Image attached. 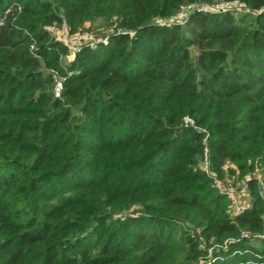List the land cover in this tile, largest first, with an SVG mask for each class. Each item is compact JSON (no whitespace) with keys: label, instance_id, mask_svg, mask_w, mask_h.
Listing matches in <instances>:
<instances>
[{"label":"trees","instance_id":"obj_1","mask_svg":"<svg viewBox=\"0 0 264 264\" xmlns=\"http://www.w3.org/2000/svg\"><path fill=\"white\" fill-rule=\"evenodd\" d=\"M219 1L0 0V264H264V0Z\"/></svg>","mask_w":264,"mask_h":264},{"label":"built area","instance_id":"obj_2","mask_svg":"<svg viewBox=\"0 0 264 264\" xmlns=\"http://www.w3.org/2000/svg\"><path fill=\"white\" fill-rule=\"evenodd\" d=\"M197 11L200 12H215V13H233V14H242L245 12V10L243 9V6L241 4H239L237 1H233V2H228V1H222V2H216L213 3L211 5H203V6H199L197 7ZM169 26V24H168ZM67 31H66V29ZM54 29L56 28H50V31L52 32V35L55 37V39L62 43L66 48L67 51L69 53H71L70 51H72V54L74 53H78L81 48L83 46H89V47H93L95 46L97 43L102 42V43H106V39L102 38H97V36H89L91 34H88V38L84 41L81 40L82 37H84V35L79 34V33H71L69 32L68 28L64 25L61 27V31L63 30L66 32V34L68 35L67 38H69L68 40V44H66L64 41H62L58 34L54 31ZM59 32V31H58ZM93 35V34H92ZM87 36V35H85ZM61 91H62V84H61V80H57L53 93L54 96L56 98H59L61 95ZM186 124H193L192 121L190 120H185ZM200 169L206 173L208 176H211L213 179V185L215 186V188L222 194L226 195L232 202L235 199H233L234 194L236 193V191L240 192H244L246 187H244L245 189H241V190H236L233 187H227L226 189H221L220 183L222 184L221 181L218 179L212 172H211V160H210V155H209V149L207 146L204 147L203 149V154H202V158H201V163H200ZM224 182V181H223ZM248 191V188H247ZM246 208H241L239 210H235L234 215L240 214L242 213ZM253 238H257V239H264V232L262 234H256L252 236ZM245 238H250V234L248 232H242L241 233V239H245ZM223 250H226V247L221 248ZM212 250L209 251V256L207 257V260L212 258Z\"/></svg>","mask_w":264,"mask_h":264},{"label":"rangeland","instance_id":"obj_3","mask_svg":"<svg viewBox=\"0 0 264 264\" xmlns=\"http://www.w3.org/2000/svg\"><path fill=\"white\" fill-rule=\"evenodd\" d=\"M216 2H222V1L213 0V3H216ZM90 26H91V24H85V28H86L85 31H90V32H88V33L87 32L79 33V34L84 35V37L81 38L82 41L86 40L88 38V34H91V33H93V34L97 33L98 35H96V34L95 35H92V34L89 35V36H97V38H99V36L103 38L105 35H107L109 33V30H108L109 28H106L105 25H103V22H101L100 20H98L95 23H93L92 27H90ZM61 27L62 26L55 27L56 29H54V31L58 34L59 38L62 41H64L66 44H68V40H69V38H67L68 35L66 34V32L64 30L62 32H60L61 31ZM68 30H69V28H68ZM66 31H67V29H66ZM85 35H87V36H85ZM70 52L71 53H69L67 57L63 58L62 62L68 63L69 61L74 60V58L76 56V53L72 54V51H70ZM257 178H259V181H261V177L260 176L257 177ZM247 179L248 178L238 179L237 176L226 177L223 180L224 182L221 181L222 184L220 183V186H221V189H226L227 187H233L236 190L237 189L241 190L242 188L245 189L244 187H246L245 191L242 192V193H245V192H247V188H248L247 184H246V180ZM242 183H243V185H242ZM239 187H241V188H239ZM260 188L262 189L261 192H262V196H263V199H264V187H263L262 183L260 184ZM239 194L240 193L238 191H236V193L233 196V199H235ZM235 202L236 201L234 200L233 204H232V202L230 203L229 212H230L231 216L234 215L235 210L241 209V208H235L234 207L235 206ZM258 240H263V239H258Z\"/></svg>","mask_w":264,"mask_h":264},{"label":"crops","instance_id":"obj_4","mask_svg":"<svg viewBox=\"0 0 264 264\" xmlns=\"http://www.w3.org/2000/svg\"><path fill=\"white\" fill-rule=\"evenodd\" d=\"M258 177V175H257ZM243 185V183H242ZM241 188V187H239ZM235 208H249L252 204V200L249 196L248 191L245 193L240 192V194L235 198ZM264 218V217H263Z\"/></svg>","mask_w":264,"mask_h":264},{"label":"water","instance_id":"obj_5","mask_svg":"<svg viewBox=\"0 0 264 264\" xmlns=\"http://www.w3.org/2000/svg\"><path fill=\"white\" fill-rule=\"evenodd\" d=\"M185 125L186 123L185 121H183L181 126L175 130V133L178 134L179 132H181L185 128Z\"/></svg>","mask_w":264,"mask_h":264}]
</instances>
